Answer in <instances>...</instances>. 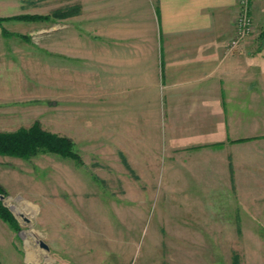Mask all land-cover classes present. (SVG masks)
Returning a JSON list of instances; mask_svg holds the SVG:
<instances>
[{
  "label": "rangeland",
  "instance_id": "rangeland-1",
  "mask_svg": "<svg viewBox=\"0 0 264 264\" xmlns=\"http://www.w3.org/2000/svg\"><path fill=\"white\" fill-rule=\"evenodd\" d=\"M94 1L0 0V132L38 121L81 157L0 153V202L16 220L0 219V264H164L212 242L196 238L202 224L180 221L196 209L180 206L195 192L180 191L178 176L195 145L172 141L161 95H139L137 110L115 100Z\"/></svg>",
  "mask_w": 264,
  "mask_h": 264
},
{
  "label": "crops",
  "instance_id": "crops-1",
  "mask_svg": "<svg viewBox=\"0 0 264 264\" xmlns=\"http://www.w3.org/2000/svg\"><path fill=\"white\" fill-rule=\"evenodd\" d=\"M237 8L238 0L93 4L98 64L115 100L137 110L139 95H161L172 141L195 145L194 165L180 164L178 176L180 191L195 192L180 206L196 209L180 221L202 224L196 238L212 242L164 264H264V0L250 1L254 30L230 50Z\"/></svg>",
  "mask_w": 264,
  "mask_h": 264
},
{
  "label": "trees",
  "instance_id": "trees-1",
  "mask_svg": "<svg viewBox=\"0 0 264 264\" xmlns=\"http://www.w3.org/2000/svg\"><path fill=\"white\" fill-rule=\"evenodd\" d=\"M40 16H16L14 19L35 20ZM4 20L0 18V24ZM3 33H7L2 29ZM264 32H262V35ZM0 153L21 158H29L38 153H53L64 158L81 162L80 155L73 149V142L67 136L59 135L43 129L38 121L27 128H19L12 132H0ZM4 189L0 185V193ZM0 219L11 227L16 226V220L9 210L0 202Z\"/></svg>",
  "mask_w": 264,
  "mask_h": 264
},
{
  "label": "built area",
  "instance_id": "built-area-1",
  "mask_svg": "<svg viewBox=\"0 0 264 264\" xmlns=\"http://www.w3.org/2000/svg\"><path fill=\"white\" fill-rule=\"evenodd\" d=\"M250 1L238 0V8L233 24L234 32L227 43V47L230 50L235 49L240 41L254 30V22L250 15Z\"/></svg>",
  "mask_w": 264,
  "mask_h": 264
},
{
  "label": "water",
  "instance_id": "water-1",
  "mask_svg": "<svg viewBox=\"0 0 264 264\" xmlns=\"http://www.w3.org/2000/svg\"><path fill=\"white\" fill-rule=\"evenodd\" d=\"M40 245L46 248V245L43 242H40Z\"/></svg>",
  "mask_w": 264,
  "mask_h": 264
}]
</instances>
